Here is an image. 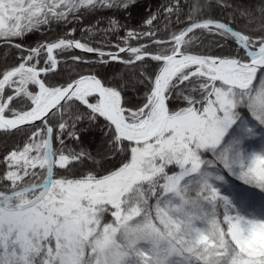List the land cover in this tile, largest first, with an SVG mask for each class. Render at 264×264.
<instances>
[{"label":"snow or ice","instance_id":"6c2138e0","mask_svg":"<svg viewBox=\"0 0 264 264\" xmlns=\"http://www.w3.org/2000/svg\"><path fill=\"white\" fill-rule=\"evenodd\" d=\"M232 180L264 195V0H0V264H264Z\"/></svg>","mask_w":264,"mask_h":264},{"label":"trees","instance_id":"16d2710c","mask_svg":"<svg viewBox=\"0 0 264 264\" xmlns=\"http://www.w3.org/2000/svg\"><path fill=\"white\" fill-rule=\"evenodd\" d=\"M254 146L258 147V143L254 144ZM231 182L234 186V191L242 195L253 206L258 207L264 200V195L260 194L259 190L249 189L248 186L241 184L239 181L232 180Z\"/></svg>","mask_w":264,"mask_h":264}]
</instances>
